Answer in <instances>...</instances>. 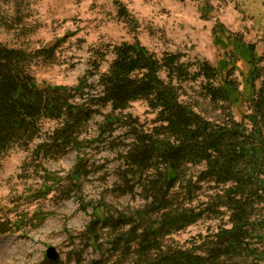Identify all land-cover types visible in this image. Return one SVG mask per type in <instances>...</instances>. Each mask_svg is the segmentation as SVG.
I'll return each mask as SVG.
<instances>
[{"label":"rangeland","instance_id":"rangeland-1","mask_svg":"<svg viewBox=\"0 0 264 264\" xmlns=\"http://www.w3.org/2000/svg\"><path fill=\"white\" fill-rule=\"evenodd\" d=\"M119 5L127 9L136 26L118 18ZM216 21L232 33L241 34L255 45L257 55L264 56V0H0V44L30 53L54 51L52 57H35L30 63L37 84L95 86V90L85 89L89 94L99 90L98 73H105L111 61L110 54L101 60L106 46L132 43L134 38L158 57L163 53L181 54L182 61L192 65L203 60L213 65L228 60L231 79L239 85L231 113L240 120L249 113L250 66L239 47L214 46L211 30ZM96 63L98 71L94 70ZM185 86L188 98L198 101L197 111L204 117L226 119L220 106L201 97L198 82ZM116 114L120 122L112 132L103 128L100 136L103 118L94 115L82 130L77 151L32 159L31 151L41 142L37 138L30 151L14 146L2 156L0 264H41L49 247L58 253L59 264H86L100 259L107 255L114 235L134 226L133 217L148 210L140 188L130 178L127 183L119 179L124 170L120 156L132 142V129L154 133L159 124L155 123V113L140 100ZM58 124L45 121L42 134ZM201 169L202 165L186 166L182 187L175 186L170 192L175 206L202 211L206 209L202 203L210 204L209 198L217 191L210 187L213 184H200V190L192 185ZM189 180L191 185L187 187ZM131 186L133 192L126 193ZM214 202L200 220L165 237L162 245L196 250L214 240L221 228H229L224 208L218 217L214 216ZM104 218L109 224L116 222L115 226L100 223ZM126 220L130 224L121 226ZM111 259L114 261V256Z\"/></svg>","mask_w":264,"mask_h":264},{"label":"trees","instance_id":"trees-1","mask_svg":"<svg viewBox=\"0 0 264 264\" xmlns=\"http://www.w3.org/2000/svg\"><path fill=\"white\" fill-rule=\"evenodd\" d=\"M117 16L126 24L137 25L122 5ZM211 37L218 48L239 47L250 66L249 113L240 120L231 113L239 85L231 79L228 60L217 65L207 60L192 65L183 62L181 54L158 57L134 38L132 43L106 46L101 60L110 54L111 61L105 73H98L99 90L89 94L85 89L95 90V86L37 84L30 63L35 57H52L54 51L30 53L0 44V159L14 146L30 151L37 138L41 142L31 151L32 159L77 151L82 130L94 115L103 118L100 136L103 128L112 132L120 122L116 113L122 114L139 100L155 113L159 125L154 133L132 129V142L120 156L124 170L118 175L125 183L130 178L140 188L148 210L133 217L134 226L114 235L107 255L86 264H264V56L257 55L253 43L220 21L212 27ZM98 69L96 63L94 70ZM196 82L201 97L220 106L226 119L210 120L197 111L198 101L188 98L185 86ZM45 121L59 124L42 134ZM189 164L202 165L193 188L213 184L210 187L217 191L209 200L210 204L215 201L214 216L224 208L229 228H221L214 240L196 250L172 249L162 245L163 239L197 222L210 210L209 203H202L206 209L196 211L177 207L171 200L170 192L175 186L182 187ZM188 182L187 187L191 185ZM133 188L125 192H133ZM100 223L112 226L116 222L109 224L104 218ZM120 224L130 223L126 220ZM41 264L59 262L45 259Z\"/></svg>","mask_w":264,"mask_h":264},{"label":"water","instance_id":"water-1","mask_svg":"<svg viewBox=\"0 0 264 264\" xmlns=\"http://www.w3.org/2000/svg\"><path fill=\"white\" fill-rule=\"evenodd\" d=\"M45 255L46 258L51 261H56L58 259V253L53 247L47 248Z\"/></svg>","mask_w":264,"mask_h":264}]
</instances>
